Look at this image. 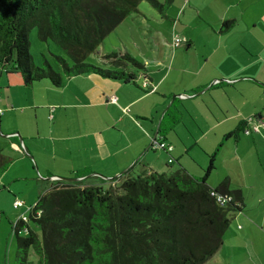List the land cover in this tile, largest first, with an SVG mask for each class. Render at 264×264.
<instances>
[{"label":"crops","instance_id":"1","mask_svg":"<svg viewBox=\"0 0 264 264\" xmlns=\"http://www.w3.org/2000/svg\"><path fill=\"white\" fill-rule=\"evenodd\" d=\"M209 1L186 0V5L192 14H201L207 7L210 12ZM226 1L233 8L229 14L200 27L203 43L184 29L177 33L174 25L168 46L162 44L171 55H160V49L150 52L136 85L89 73L70 77L61 87L47 80L25 86L18 73L2 72L0 133L15 153L2 150L1 144H7L0 141V150L12 159L4 173L19 159L21 174L36 170L46 181L83 169L112 178L130 168L166 172L178 166L200 177L215 153L208 185L217 187L228 178L229 189L239 190L244 206L234 213L219 250L205 264H264V127L255 131L248 123L250 132L245 133L240 126L250 116L264 123V0ZM224 20L234 24L223 30ZM175 33L186 39L176 48L170 46ZM105 46L103 42L96 54L110 52ZM118 51L131 55L126 47ZM170 110L180 113L178 122H169ZM183 110L198 136L190 130L186 136L175 132ZM161 121L170 129L154 138ZM171 133L175 139L168 137ZM154 139L172 149L155 148Z\"/></svg>","mask_w":264,"mask_h":264},{"label":"trees","instance_id":"2","mask_svg":"<svg viewBox=\"0 0 264 264\" xmlns=\"http://www.w3.org/2000/svg\"><path fill=\"white\" fill-rule=\"evenodd\" d=\"M141 1L166 18L174 0H0V74L18 73L25 86L47 80L61 87L68 78L89 73L136 85L143 64L128 52L102 54L110 68L86 59L121 21L139 12ZM233 24L224 20L223 30ZM32 28L41 41L57 44L70 63L54 55L57 69L46 60L43 67L35 65L29 49ZM170 111L169 122H178L180 113ZM254 118L244 120L242 131L250 132L248 123L253 129ZM166 122H159L157 133L170 129L163 128ZM154 142L158 148L160 142ZM214 155L200 177L178 166L171 172L144 167L137 175L130 168L112 178L83 169L67 177L80 178L76 181L51 178L50 188L28 207L29 219L12 225L17 260L24 264L32 251L40 264H205L219 250L234 213L244 206L239 190L229 189L228 178L217 187L208 185ZM11 162L0 150V177ZM29 220L40 227L41 237ZM21 230L26 235L20 236Z\"/></svg>","mask_w":264,"mask_h":264},{"label":"rangeland","instance_id":"3","mask_svg":"<svg viewBox=\"0 0 264 264\" xmlns=\"http://www.w3.org/2000/svg\"><path fill=\"white\" fill-rule=\"evenodd\" d=\"M209 3L211 4L209 7L210 12H207V7L202 9L201 14H196L194 12L192 14L191 10L188 9L186 5V0H174L166 9L165 13L167 17L164 18L155 8L151 7L148 2L141 1L138 5L139 12L129 14L121 21L114 31L106 36L104 41L106 45L105 51L117 52L120 48L123 49L126 47L131 55L140 62L146 61L145 59L150 52L153 55L158 54L159 49L161 50L160 55L165 53L170 56L172 51H170L168 47L165 51L163 45H165V47L168 46L167 44H169V41H167V39L170 38L171 33L174 31V25H177L175 30L177 33L179 30L184 29L191 34L197 43H203L206 37L200 33L202 24H206L208 21H219L222 15L229 14L228 10L233 9L231 4L226 0H210ZM186 21H190V27L186 26ZM181 35L177 34L179 37H181ZM29 42L30 53L34 64L37 66H45L44 61L46 60L54 69H57L54 55L62 56L69 61L67 55L57 44L50 40L46 42L41 41L38 38L36 28H32L29 32ZM170 46L176 48L172 39ZM101 48L102 44L99 45L98 50L101 51ZM86 61L101 67H106L102 64L100 56L95 53L90 54ZM202 96L204 98L208 97L206 94H202ZM198 111L200 112L199 109ZM181 118L183 121L181 120V122L176 125L175 132L186 136L187 131L190 130L195 137L198 136V129L188 119V114L185 110L182 111ZM2 135L3 133H0L1 143L6 142L7 144L6 146L1 144L2 150L5 152L9 150L12 152L11 154L14 155L15 153L9 147V140L6 141V137ZM168 137L175 139L172 133L168 134ZM203 143L204 141L202 140L201 144L203 145ZM196 149L200 152L202 151L200 147H196ZM22 150L24 153V147ZM151 154L152 153H149V156ZM151 158H153V155H151ZM22 161L23 160L19 159L16 160V164L14 163L15 165L0 177V264H20L16 258L17 244L12 225L19 218L29 219L28 207L35 203L40 193L48 190L51 186V182L43 180L44 177L40 176L36 170L32 172L30 170L26 172V174H21L23 172L20 171L19 168ZM174 169L175 168L171 167L166 172H171ZM133 173V175H137L140 171L135 169ZM16 175H19L20 178L13 179ZM100 175L105 178H111L103 174ZM104 185L107 186L108 184ZM16 197L22 199L25 203L19 207H13V201ZM28 225L39 237H41L40 227L36 223L29 220ZM24 235H26V230H21L20 236ZM24 264L40 263L34 253L29 251Z\"/></svg>","mask_w":264,"mask_h":264},{"label":"built area","instance_id":"4","mask_svg":"<svg viewBox=\"0 0 264 264\" xmlns=\"http://www.w3.org/2000/svg\"><path fill=\"white\" fill-rule=\"evenodd\" d=\"M172 40H173V44H174L175 46L179 45L180 43L185 42V38H183V37H179V36H177V35H174L173 38H172ZM215 82H218V81H215ZM181 97H183V95H181ZM110 101L114 102V101H115V97L112 96V97L110 98ZM124 110L126 111V109H124ZM260 126H263V127H264V123H263V124H262V123H254V125H253V130L257 131V130L259 129ZM245 133H248V130H246ZM154 143H155V142H154ZM156 146H157L158 148H166L167 151H170V150L172 149V146H170V145H167V146H166L163 142H160V143H157V142H156ZM169 161H170V160H169ZM52 179H57V178H56V177H52ZM227 198H228V200L230 199L229 197H227ZM218 201L223 202V201H224V198L218 197ZM21 204H22V202H20V201H18V200H15V201H14V206H15V207H18V206H20Z\"/></svg>","mask_w":264,"mask_h":264},{"label":"water","instance_id":"5","mask_svg":"<svg viewBox=\"0 0 264 264\" xmlns=\"http://www.w3.org/2000/svg\"><path fill=\"white\" fill-rule=\"evenodd\" d=\"M203 90H201L200 92H198V94L199 93H201ZM158 128H159V123H158V125H157V128H156V131H155V134H154V138L156 137V135H157V131H158ZM97 175H99V176H101V177H103L102 175H100V174H97ZM119 175V174H118ZM65 178H67V177H65ZM105 178V177H104ZM67 179H72V180H78V179H80V178H78V177H75V178H67Z\"/></svg>","mask_w":264,"mask_h":264}]
</instances>
